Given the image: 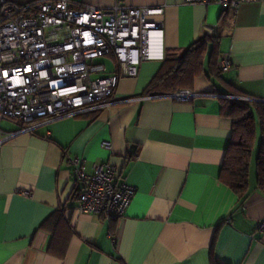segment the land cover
Instances as JSON below:
<instances>
[{"label":"crops","instance_id":"obj_1","mask_svg":"<svg viewBox=\"0 0 264 264\" xmlns=\"http://www.w3.org/2000/svg\"><path fill=\"white\" fill-rule=\"evenodd\" d=\"M71 1L161 8L152 19L162 22L163 59L143 62L135 78H120L107 107L37 124L0 145V264H264V231H258L264 194L256 188L261 131L254 107L246 198L219 179L232 136L221 100L264 104V0L234 11L185 0ZM205 37L200 73L173 89L156 81L167 59ZM224 56L232 66L223 73L218 64ZM95 62L103 71L93 78L116 73L112 56ZM180 90L196 97L182 103L169 97ZM17 130L13 122L0 123L2 135ZM68 158H80L88 175L96 164L116 167L117 182L135 190L122 218L78 211L82 184Z\"/></svg>","mask_w":264,"mask_h":264},{"label":"built area","instance_id":"obj_2","mask_svg":"<svg viewBox=\"0 0 264 264\" xmlns=\"http://www.w3.org/2000/svg\"><path fill=\"white\" fill-rule=\"evenodd\" d=\"M252 1L185 0L217 4L223 11ZM162 14L161 8L118 4L97 8L71 0H35L24 5L0 0V123L18 126L15 133L0 132V145L16 134L32 133L37 124L110 105L120 78H135L143 62L163 59L162 22L152 19ZM104 56L114 58L116 73L93 78L103 71V65L95 61ZM231 66L224 56L218 70L228 72ZM169 97L182 103L196 94L180 90ZM67 161L82 184L77 195L80 213L110 219L125 215L135 190L117 182L115 166L96 164L88 175L80 158ZM258 231H264V221Z\"/></svg>","mask_w":264,"mask_h":264},{"label":"trees","instance_id":"obj_3","mask_svg":"<svg viewBox=\"0 0 264 264\" xmlns=\"http://www.w3.org/2000/svg\"><path fill=\"white\" fill-rule=\"evenodd\" d=\"M207 39L205 37L194 43L181 57L167 59L156 77V81L161 80L165 83L164 86L172 89L188 83L191 76L202 70ZM169 63L174 66L169 67ZM214 70L217 72L216 68ZM214 70L212 69V71ZM232 96H239V94L234 93ZM221 103V113L232 120V136L221 165L219 179L240 199L246 198L252 147L256 133V122L250 113L251 107H254L258 114L261 131V142L256 156V188L264 194V104L228 99H222ZM212 264L219 263L214 261Z\"/></svg>","mask_w":264,"mask_h":264}]
</instances>
